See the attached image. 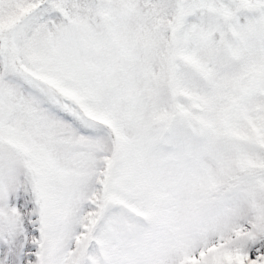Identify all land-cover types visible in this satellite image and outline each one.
Masks as SVG:
<instances>
[{
    "label": "snow or ice",
    "instance_id": "obj_1",
    "mask_svg": "<svg viewBox=\"0 0 264 264\" xmlns=\"http://www.w3.org/2000/svg\"><path fill=\"white\" fill-rule=\"evenodd\" d=\"M0 264H264V0H0Z\"/></svg>",
    "mask_w": 264,
    "mask_h": 264
}]
</instances>
